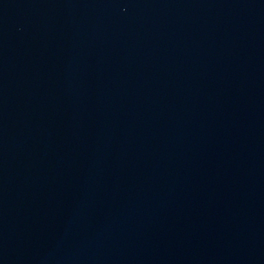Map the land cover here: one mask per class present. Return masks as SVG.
Masks as SVG:
<instances>
[{
	"label": "water",
	"instance_id": "obj_1",
	"mask_svg": "<svg viewBox=\"0 0 264 264\" xmlns=\"http://www.w3.org/2000/svg\"><path fill=\"white\" fill-rule=\"evenodd\" d=\"M0 264H264V0H0Z\"/></svg>",
	"mask_w": 264,
	"mask_h": 264
}]
</instances>
